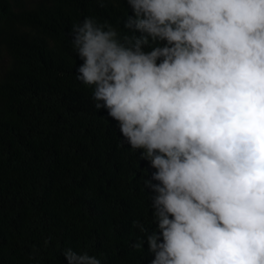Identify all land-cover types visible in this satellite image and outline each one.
<instances>
[{
	"label": "clouds",
	"instance_id": "1",
	"mask_svg": "<svg viewBox=\"0 0 264 264\" xmlns=\"http://www.w3.org/2000/svg\"><path fill=\"white\" fill-rule=\"evenodd\" d=\"M127 2L133 31L85 16L68 35L96 109L154 169L155 227L134 220L132 246L148 264H264V0Z\"/></svg>",
	"mask_w": 264,
	"mask_h": 264
},
{
	"label": "trees",
	"instance_id": "2",
	"mask_svg": "<svg viewBox=\"0 0 264 264\" xmlns=\"http://www.w3.org/2000/svg\"><path fill=\"white\" fill-rule=\"evenodd\" d=\"M127 14V0H0V264H67L65 247L102 264L153 258L146 239L132 245L134 220L155 227L154 169L96 109L68 35L85 16L131 32Z\"/></svg>",
	"mask_w": 264,
	"mask_h": 264
}]
</instances>
